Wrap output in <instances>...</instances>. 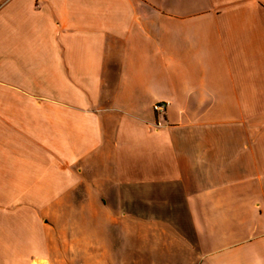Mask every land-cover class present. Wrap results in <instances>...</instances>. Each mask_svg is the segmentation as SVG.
<instances>
[{"label":"crops","instance_id":"0c3cea01","mask_svg":"<svg viewBox=\"0 0 264 264\" xmlns=\"http://www.w3.org/2000/svg\"><path fill=\"white\" fill-rule=\"evenodd\" d=\"M115 248L264 264V0H0V264Z\"/></svg>","mask_w":264,"mask_h":264},{"label":"rangeland","instance_id":"374dc122","mask_svg":"<svg viewBox=\"0 0 264 264\" xmlns=\"http://www.w3.org/2000/svg\"><path fill=\"white\" fill-rule=\"evenodd\" d=\"M135 212V211H134ZM68 214V212H65V214ZM123 213H126V212H122V211H116V212H113V215H114V217L117 215L118 217H122V215H123ZM110 214V213H109ZM116 216V217H117ZM99 217H101V218H106V216H105V214H104V212H100L99 211ZM109 226V225H108ZM112 228V231H113V233H114V235L116 234L117 235V233H118V229L116 228V227H110L109 228V231H111L110 229ZM106 227L105 226H103L102 228H101V230H102V237H103V239H105V236H106ZM101 234H99V235H101ZM102 243H106V242H102ZM115 243H117V242H115ZM105 246H107V243L102 247V250H98L97 249V254L99 255V257H101V255L102 254H104V255H107L106 257H108L109 256V253H111L112 251L111 250H107V248L105 247ZM117 245L116 244H114V247H116ZM119 247V246H118ZM114 252H115V255H118V256H116V257H114L115 258V260L113 261V260H111V259H113V258H107L106 260H107V262L108 263H110V264H122V259H121V254L119 253L120 252V249L119 248H115L114 250H113ZM81 262V261H83V260H81V259H77V260H74L73 258H68L67 259V262H69V263H74V262ZM102 261H105L104 259L102 260Z\"/></svg>","mask_w":264,"mask_h":264},{"label":"built area","instance_id":"2783aa9c","mask_svg":"<svg viewBox=\"0 0 264 264\" xmlns=\"http://www.w3.org/2000/svg\"><path fill=\"white\" fill-rule=\"evenodd\" d=\"M167 108V102H158L154 105V109L157 111V112H163L165 111Z\"/></svg>","mask_w":264,"mask_h":264}]
</instances>
